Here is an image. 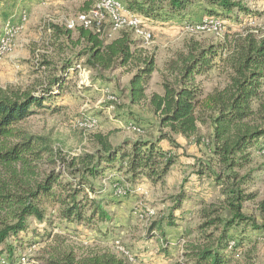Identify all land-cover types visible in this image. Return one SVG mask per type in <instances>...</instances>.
Segmentation results:
<instances>
[{
    "label": "trees",
    "instance_id": "trees-1",
    "mask_svg": "<svg viewBox=\"0 0 264 264\" xmlns=\"http://www.w3.org/2000/svg\"><path fill=\"white\" fill-rule=\"evenodd\" d=\"M126 3L128 9L156 19L161 18L166 8V14L183 18L192 5L199 3L205 14L227 19L240 27L229 30L217 42L190 41L165 62L161 71L163 91L149 95V80L158 69L156 55L142 43L134 42L129 31L122 30L111 38L104 25L100 31L83 24L75 29L66 24L52 25L53 47L63 52L71 45L79 47V51L61 63L59 75L50 80V86L39 92L0 86L1 264H16L18 247L26 248L51 235L50 229L39 235L31 222L34 218L52 225L51 207L57 209L56 217L68 222L94 225L98 220L110 219L104 205L112 204L116 195H104L92 182L98 178L109 180L107 169L116 167L129 180L125 197L131 196L143 178L152 185L164 182L178 161L177 136L205 142L212 159L199 168L198 174L213 177L223 196L219 205L212 202L202 207L199 210L202 222L195 230H186L185 235L196 236L193 243L185 245L187 260L192 264H231L240 256L244 240L234 228L249 224L254 230L264 228V224L243 211L245 203L257 197V193L247 190L251 178L246 171L251 162L250 149L264 147L257 146L264 137V22L247 25L240 14L256 18L260 13L247 7L244 0H126ZM92 5L93 0L86 1L82 12ZM82 61L100 77L105 71L128 69L132 73L128 101L131 106L148 103L157 117L159 135L128 138L114 145L107 135L99 133L93 137L95 149L66 157L54 148L49 137L19 130L20 122L51 106L66 88L70 70ZM214 68L225 76V82L205 94L198 78ZM131 118L134 126L143 128L136 115ZM200 126L210 127L209 137L200 135ZM164 140L168 147L161 144ZM45 157L51 169L36 181L29 179L38 172L36 166ZM186 198L183 192L177 194L169 216L161 217L150 227V239L160 241L164 253L171 245L164 227L178 225L182 217H176L175 211L182 210ZM257 207L264 217V198L257 201ZM5 252L7 257L3 261L1 256ZM48 264L133 263L117 253L102 251L79 258L68 252Z\"/></svg>",
    "mask_w": 264,
    "mask_h": 264
},
{
    "label": "rangeland",
    "instance_id": "rangeland-1",
    "mask_svg": "<svg viewBox=\"0 0 264 264\" xmlns=\"http://www.w3.org/2000/svg\"><path fill=\"white\" fill-rule=\"evenodd\" d=\"M86 1L90 0H0V37L7 27L19 23L22 14L28 15V20L22 23L14 38L12 50L0 60V86L36 92L49 87L50 80L59 75L61 63L79 51V47L71 45L63 52L53 47L52 25L77 21L78 16L83 13ZM121 1L127 5L125 0ZM244 3L253 11L260 13L256 18L240 14L244 24L263 23L264 0H244ZM197 5L198 3L187 10L183 22L180 20L182 17L166 14L167 8L159 19L141 13L148 19H145V23L151 28L153 38L150 42H144L133 33L131 36L134 42L142 43L148 51L156 55L158 69L149 80L147 87L149 95L163 91L161 71L165 62L185 49L190 41L198 40L204 44L217 42L224 39L229 30L239 29L240 26L232 24L227 19L218 31L197 32L191 29L186 22L201 21L205 16H201V8H197ZM107 33L114 38L120 31L107 27ZM84 66L76 73H69L66 88L57 95L50 107L39 110L20 122L17 128L49 137L54 148L61 150L66 157L79 156L85 151L95 149L97 144L93 137L99 133L107 135L114 145L128 138L159 135L157 117L148 103L131 106L128 101V87L132 77L128 69L105 71L100 77L95 70L85 64ZM198 79L205 94L225 82V76L220 75L215 68ZM106 88L108 93L118 97L119 101L116 104L107 100ZM131 115H136L141 120L143 128L140 131L134 129ZM91 117L97 122L92 128L79 124ZM210 132L209 126H200L199 133L202 137H209ZM177 140L180 143V147L175 150L179 156L178 161L164 182L152 185L145 181L144 184L139 183L143 186L142 191H134L130 197L115 196L112 204L104 205L110 219L98 220L94 225L68 222L56 217L57 209L53 210L52 207L49 208L52 225L32 218V227L39 235L48 229L51 235L41 242L37 240V243L26 248L18 247L16 264H48L52 259H59L68 252H73L79 258L102 251L117 253L133 264H192L185 257V245L193 243L196 236L195 233L185 235V232L187 229L195 230L202 222L199 213L202 207L212 202L219 205L223 196L213 177L198 174L199 168L212 159L205 142L197 143L193 138L187 140L178 136ZM161 144L164 147L169 146L166 140ZM261 145L264 146V137L257 144ZM250 154L251 162L246 166V171L251 173L247 190L257 193V197L255 201L246 202L243 211L254 217L257 223L264 224V217L257 207V201L264 198V152L253 147ZM36 167L38 172L29 178L33 181L40 179L45 171L51 169L46 157ZM214 167L218 170L217 166ZM58 168L60 166H57ZM110 169L119 171L116 167ZM107 170L105 173L109 180L99 182L98 179H92V182L100 187L104 195L110 194L113 197L114 183L120 185L127 183L124 179H116ZM128 184L130 185V182ZM182 192L187 198L182 210L175 211V216L182 218L179 219L177 226L164 227L172 249L168 248V252H162L164 248L161 242L154 238L151 242L159 245L157 252L152 244L151 247L146 244L142 246L143 241L150 239L152 224L161 217L169 216L174 205L173 198ZM120 198L122 200L118 201ZM252 226L249 224L234 228L233 231L244 240L240 256L231 264H264V228L254 230ZM27 238H30V232ZM121 246L129 253L121 252L119 249ZM146 250L150 254L143 255ZM6 257L5 252L1 260ZM22 258L25 259L24 263L21 261Z\"/></svg>",
    "mask_w": 264,
    "mask_h": 264
},
{
    "label": "built area",
    "instance_id": "built-area-1",
    "mask_svg": "<svg viewBox=\"0 0 264 264\" xmlns=\"http://www.w3.org/2000/svg\"><path fill=\"white\" fill-rule=\"evenodd\" d=\"M145 19L143 15L139 12L132 11L128 9L127 5L121 0H95L92 7L83 12L80 16H78L77 21H69L66 23V26L70 29H75L79 24H83L86 27H93L100 31V27L104 25L105 27H109L114 31H122L126 30L130 33L135 34L144 42H150L153 38V33L150 30L149 25L145 23ZM28 20L27 13H24L20 17L19 23L15 25H10L6 28L3 35L0 37V60H2L4 55L8 54L13 47V41L16 37L22 23ZM225 21L218 16L214 15H205L201 21L197 22H186L187 25L197 31V32H212L218 31ZM84 64L82 62L78 63L76 67L70 70V74L74 73L75 70L80 71V69L84 68ZM106 92L108 94L107 100L118 102L119 99L116 95L108 93V89L106 88ZM95 118L91 117L86 119L85 122H80L81 126L92 128L96 124ZM134 129L137 131L140 128L134 126ZM264 152V147L261 149ZM129 184L125 185H116L114 187V193L118 197H124L127 193V187ZM142 185H136L135 191H142ZM120 251L124 254H128L129 252L125 249V247H119ZM132 256V255H131ZM131 260V258H129ZM4 261V260H3ZM22 263L25 262V259H21Z\"/></svg>",
    "mask_w": 264,
    "mask_h": 264
},
{
    "label": "crops",
    "instance_id": "crops-1",
    "mask_svg": "<svg viewBox=\"0 0 264 264\" xmlns=\"http://www.w3.org/2000/svg\"><path fill=\"white\" fill-rule=\"evenodd\" d=\"M126 1V0H125ZM198 7L197 8H201V10H200V13H201V16H204V15H207V14H205L204 13V10H203V8L201 7V5L198 3V5H197ZM195 8V7H194ZM185 19L186 18H181L180 20L183 22V21H185ZM165 147H167L166 145H165ZM108 172H109V174L110 175H114L115 176V178L116 179H118V178H121V179H124V182L125 183H129V180H125V178L126 177H124V176H122V173H121V171H116V170H114V169H110V170H107ZM97 181H99V182H104V181H106V180H101L100 178H98V180ZM145 181H147V182H149L146 178H143L142 179V181L141 182H139V183H143L144 184V182ZM137 184V185H140V184ZM106 184V183H105ZM124 199V198H123ZM122 199L120 198V199H118V201H121ZM153 240V238H151V239H146L145 241H143L142 243H143V245L142 246H144V244H146L147 246H150L151 247V244L153 245V246H155V249H156V252L159 250V245L158 244H155V242H151ZM162 244V243H161ZM145 245V247L146 248H149V247H147ZM142 248V247H141ZM169 249H172V246L170 245L169 246ZM150 254V252H148V250H146L144 253H143V255L144 254Z\"/></svg>",
    "mask_w": 264,
    "mask_h": 264
}]
</instances>
